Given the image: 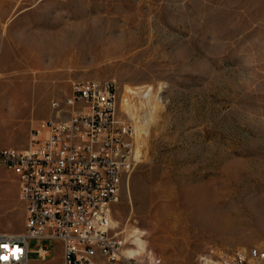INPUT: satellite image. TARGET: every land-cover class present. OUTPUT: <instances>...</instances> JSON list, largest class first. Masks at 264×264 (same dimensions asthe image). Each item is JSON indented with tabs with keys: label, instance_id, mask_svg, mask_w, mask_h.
I'll return each mask as SVG.
<instances>
[{
	"label": "rangeland",
	"instance_id": "obj_1",
	"mask_svg": "<svg viewBox=\"0 0 264 264\" xmlns=\"http://www.w3.org/2000/svg\"><path fill=\"white\" fill-rule=\"evenodd\" d=\"M0 6V148L28 149L74 82L112 80L121 112L149 131L111 211L127 249L133 229L144 233L148 249L136 260L204 264L264 250V0ZM218 218L238 232H220ZM25 228L16 176L2 171L0 231ZM40 245L30 242L29 264H64L61 243L44 242L48 261L34 253Z\"/></svg>",
	"mask_w": 264,
	"mask_h": 264
},
{
	"label": "built area",
	"instance_id": "obj_2",
	"mask_svg": "<svg viewBox=\"0 0 264 264\" xmlns=\"http://www.w3.org/2000/svg\"><path fill=\"white\" fill-rule=\"evenodd\" d=\"M51 109L28 149L0 148V173L16 176L26 211L23 232L0 231V264H29L32 240L41 242L34 253L42 261L52 256L44 242L54 241L62 244L64 264H142L125 253L127 239L109 223L125 179L143 161L146 124L141 128L121 112L112 80L76 81ZM204 264H264V250L226 253Z\"/></svg>",
	"mask_w": 264,
	"mask_h": 264
},
{
	"label": "bare ground",
	"instance_id": "obj_3",
	"mask_svg": "<svg viewBox=\"0 0 264 264\" xmlns=\"http://www.w3.org/2000/svg\"><path fill=\"white\" fill-rule=\"evenodd\" d=\"M1 7V6H0ZM45 44H50L48 43L47 41L45 42ZM52 45H55L54 42L51 43ZM210 208L209 204H205L203 205L202 209H208ZM202 215L203 216H207V215H211V213H207V212H204L202 211ZM112 227H117V222L111 217L110 218V223H109ZM216 227L218 228V230L220 232H223V233H237L238 232V228H236L230 220L228 219H217V225ZM131 239H134V241L132 242L133 246H135L134 248H129L126 250V254L131 257V258H136L138 256H141L143 254L146 253L147 251V246H146V241L144 240V233L141 232L140 230L138 229H133L131 231V234L129 235ZM152 255V254H151ZM152 257V256H151ZM151 262L153 263V258L151 260Z\"/></svg>",
	"mask_w": 264,
	"mask_h": 264
}]
</instances>
